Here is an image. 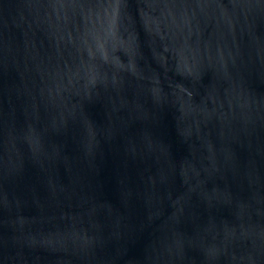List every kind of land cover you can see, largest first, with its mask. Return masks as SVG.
<instances>
[{"label":"water","instance_id":"water-1","mask_svg":"<svg viewBox=\"0 0 264 264\" xmlns=\"http://www.w3.org/2000/svg\"><path fill=\"white\" fill-rule=\"evenodd\" d=\"M0 264H264V0H0Z\"/></svg>","mask_w":264,"mask_h":264}]
</instances>
